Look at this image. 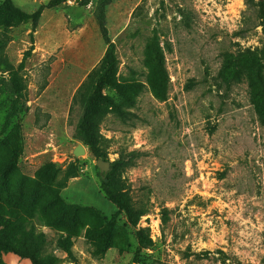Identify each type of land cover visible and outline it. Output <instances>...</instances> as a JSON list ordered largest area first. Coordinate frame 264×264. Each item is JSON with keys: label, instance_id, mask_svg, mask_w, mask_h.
<instances>
[{"label": "rangeland", "instance_id": "obj_1", "mask_svg": "<svg viewBox=\"0 0 264 264\" xmlns=\"http://www.w3.org/2000/svg\"><path fill=\"white\" fill-rule=\"evenodd\" d=\"M244 51L264 83V21L245 0H0V135L16 169L0 214L24 212V232L56 264H264V95L252 65L222 68ZM95 90L108 153L84 132ZM120 150L130 156L116 163ZM9 157L0 143L1 172ZM37 180L113 225L105 253L84 228L52 222ZM1 260L31 264L12 251Z\"/></svg>", "mask_w": 264, "mask_h": 264}, {"label": "trees", "instance_id": "obj_2", "mask_svg": "<svg viewBox=\"0 0 264 264\" xmlns=\"http://www.w3.org/2000/svg\"><path fill=\"white\" fill-rule=\"evenodd\" d=\"M245 2L247 5H255L259 15L263 18L264 21V0H245ZM251 56H253V54L250 51H244L235 56L228 55L224 60L222 68L225 67L227 61H229L230 63V61L232 60L235 61L236 66L241 68V70H243L248 65H252V70L254 71L253 77L256 81L257 86L261 89L262 94L264 95V83L262 75L260 73V67L257 64V59H254ZM99 70L100 68L91 71L88 77V84L83 85V90H87V92H90V90L93 88L95 78L97 77V75H99ZM231 70H235V65L233 64V62ZM79 92L81 93V90ZM97 94L98 90H95L94 95L91 96V104L86 110L84 120H87V117L90 115L88 120L92 121V123L89 126L86 125L84 127V132L85 136L87 138L91 137L95 144L104 146L103 138L98 132V126L96 125V123L108 112V110L98 107V98L96 96ZM119 104L124 105L122 104V102ZM129 106L131 107V105ZM119 110L122 111V108L120 106ZM92 126L96 128L92 130ZM0 143L5 145L10 152L9 166L8 169H6L7 171H0V190H4L5 187H9L10 175L16 172V169L13 167L14 156L12 153V147L4 139L3 136L1 137V135ZM122 151L125 158L130 156L124 150ZM23 177V175L20 177V179L17 181V184L24 182ZM33 184V197L36 199L38 195V199H41L44 202H41V209L45 211H52V214L54 213V219L52 220L54 224H60L67 231L70 230V227L84 228V238L88 240V242H90L92 246H94L92 253L103 254L106 252L112 241L111 234L113 231V225L106 223L103 220L102 215L97 212V210L75 202L65 203L58 189L53 186L44 184L38 180L33 182ZM41 192L50 193L48 196L46 195L41 197V195H39L41 194ZM13 208L14 206L8 204L6 205V208L4 210L6 211L7 209L8 213L6 215L0 214V264H3L1 260L2 251H12L20 257L28 258L31 261V264H56L57 257L55 255L42 253L41 239L35 238L32 234L26 233V231L24 232V226L22 225H25L23 224V222L25 218L27 219V215L24 212H22L21 214H19L18 212H14L15 209ZM169 212L170 210L167 207H162L159 211L162 231L164 225H166L169 220ZM71 234L72 236L79 235L78 232L75 231ZM57 247L65 251L67 255L74 262H76L71 249V238H59Z\"/></svg>", "mask_w": 264, "mask_h": 264}, {"label": "crops", "instance_id": "obj_3", "mask_svg": "<svg viewBox=\"0 0 264 264\" xmlns=\"http://www.w3.org/2000/svg\"><path fill=\"white\" fill-rule=\"evenodd\" d=\"M80 88V87H79ZM78 88V89H79ZM78 92L80 91V90H77ZM75 96H76V94H75ZM74 99L75 98H73V101H74ZM133 108V107H132ZM126 110H127V112H129V113H127V115H128V117L130 118H132L135 114L133 113H131V110L129 111V108H125ZM128 117H126L127 119H128ZM101 118H104V116L103 117H101ZM119 119H121V118H119ZM121 121H123L122 119H121ZM124 122V121H123ZM99 132V131H98ZM100 133V132H99ZM78 144H81V143H78ZM103 144H105L104 145V147L107 149V153H108V149L110 148V146H111V139H104V143ZM82 146L84 147V145L82 144ZM84 149H85V147H84ZM116 157L113 159L114 160V162H116V163H118L117 161H120V160H122L123 158H124V154H123V151L122 150H120V152L118 151V152H116ZM109 162V161H108ZM109 166H110V162H109Z\"/></svg>", "mask_w": 264, "mask_h": 264}, {"label": "water", "instance_id": "obj_4", "mask_svg": "<svg viewBox=\"0 0 264 264\" xmlns=\"http://www.w3.org/2000/svg\"><path fill=\"white\" fill-rule=\"evenodd\" d=\"M85 151L84 147L82 146V144H77V146L74 148V153L80 154L83 153ZM97 166L100 168L101 171H106L109 169V162L103 159H98L96 161Z\"/></svg>", "mask_w": 264, "mask_h": 264}]
</instances>
